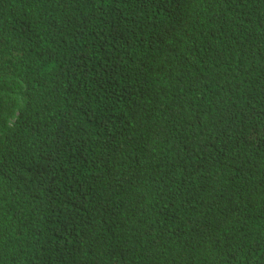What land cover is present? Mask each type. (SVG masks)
Segmentation results:
<instances>
[{"label": "trees", "instance_id": "1", "mask_svg": "<svg viewBox=\"0 0 264 264\" xmlns=\"http://www.w3.org/2000/svg\"><path fill=\"white\" fill-rule=\"evenodd\" d=\"M0 264H264V0H0Z\"/></svg>", "mask_w": 264, "mask_h": 264}, {"label": "clouds", "instance_id": "2", "mask_svg": "<svg viewBox=\"0 0 264 264\" xmlns=\"http://www.w3.org/2000/svg\"><path fill=\"white\" fill-rule=\"evenodd\" d=\"M233 190H239L240 188H237L236 187V185H233ZM251 188H252V186H247V187H244V189H245V191H244V194H243V197L241 198V200H238V202H240L241 204H252V205H254L255 203H254V201H253V198H258V196H256V195H261L262 194V191H258L257 192V194L256 195H253L252 193H251ZM181 193V191L180 192H177L176 193V196L177 195H179ZM247 198V199H249V201L248 202H244V198ZM235 200V199H234ZM237 201V200H236Z\"/></svg>", "mask_w": 264, "mask_h": 264}]
</instances>
